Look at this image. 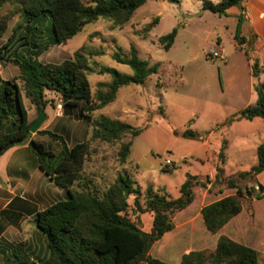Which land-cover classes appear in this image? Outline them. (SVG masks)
Listing matches in <instances>:
<instances>
[{
	"label": "rangeland",
	"instance_id": "rangeland-1",
	"mask_svg": "<svg viewBox=\"0 0 264 264\" xmlns=\"http://www.w3.org/2000/svg\"><path fill=\"white\" fill-rule=\"evenodd\" d=\"M88 3L90 0H82ZM213 4L221 0H208ZM203 0L148 1L125 24L101 18L87 25L64 45L53 46L39 58L43 64H61L82 53L93 71L87 74L94 98L104 85L112 81L110 74H100V68L115 69L131 75L132 70L117 63L114 55L122 50L129 56L132 49L138 57L159 64V72L149 77L144 85H132L119 90L115 101L95 111L89 118L64 114L58 94L47 92V120L41 131L60 136L32 134L30 140L52 154L46 156L48 165L56 166L63 159L64 145L72 149L76 144H88L82 171L71 188L76 192L92 191L104 194L119 176H128L140 190V203L146 201V191L161 190L173 198L181 196V187L188 176L197 177L194 201L183 211L172 216L174 229L156 242L149 255L169 264H179L182 257L195 251L212 252L221 236L246 244L259 252V264H264V199L242 198V212L233 223L216 233L208 231L202 209L222 198L237 195L236 190H222L216 182L218 167L221 179L237 178L258 163L257 147L264 143V120L235 121L239 113L257 101L255 88L264 82V47L240 45L235 40L238 9L219 16L203 9ZM14 7L6 4L2 15H11ZM158 22L151 31L149 24ZM19 15H11L7 31L0 37V50L9 40L13 29L20 24ZM174 29L178 34L169 51L159 39ZM102 53L103 55H99ZM218 53L219 56L215 54ZM259 64V76L252 74V66ZM0 78L16 81L22 88L19 68L0 55ZM24 105L31 122L39 114L24 97ZM61 110V114H59ZM104 116L142 133L131 135L116 143L93 139L94 122ZM132 142V153L122 164L118 152L123 143ZM23 146L15 147L0 158V209L11 198H21L39 211L67 199V191L57 187L39 169L36 153ZM166 160L173 165L166 166ZM264 185V173L255 182L242 181L243 192ZM129 219L144 232L153 227L151 214L135 210V197L128 199ZM239 226H238V225ZM237 226V227H236ZM9 243L26 244L36 255L44 257L46 239L37 229L34 217L26 216L18 226H6ZM236 230L240 234H236ZM1 244V243H0Z\"/></svg>",
	"mask_w": 264,
	"mask_h": 264
},
{
	"label": "trees",
	"instance_id": "trees-1",
	"mask_svg": "<svg viewBox=\"0 0 264 264\" xmlns=\"http://www.w3.org/2000/svg\"><path fill=\"white\" fill-rule=\"evenodd\" d=\"M151 0H0V37L7 31L11 15H19L20 24L13 29L0 55L7 56L8 62L19 68L23 81L22 88L16 81L0 78V158L9 150L26 146L32 138L31 122L24 105V97L29 100L38 114L48 107L47 92L58 94L63 103L64 114H77L89 120L97 110L113 103L119 90L132 85H144L149 77L158 74L159 64L150 65L141 60L132 49L129 56L120 50L113 57L132 70L131 75L121 74L115 69L100 68V74H110L112 81L104 85L106 90L92 96L87 74L92 70L87 58L76 53L73 59L61 64L39 62L42 54L53 46L66 44L77 36L87 25L101 19H113L117 24L131 20L137 10ZM177 3L178 0H164ZM203 9L219 16L227 15L237 8L235 40L240 45H255L256 35L246 33L244 19L245 0H221L213 4L203 0ZM11 4V15H2L1 10ZM158 22L149 24L147 31ZM178 31L159 39L164 50L169 51L175 43ZM103 55L102 53H98ZM259 64L252 66V74L259 76ZM257 101L243 109L231 120H264V82L256 88ZM93 139L105 143H116L131 135L133 138L142 133L134 128L104 116L92 122ZM38 134L49 135L54 140L62 138L48 130ZM39 152V169L55 185L67 191V199L57 201L39 211L21 198H14L8 209L0 216L11 224L17 225L24 216L34 217L37 229L46 239L47 255L40 257L26 244H12L1 264H169L149 255L152 246L165 234L174 229L172 216L188 208L194 201V187L199 183L197 177L188 176L181 187V196L171 198L168 193L153 188L146 191L144 205L140 203V190L135 189L134 181L128 176H119L108 190L99 195L92 191L76 192L71 187L79 181L88 144H76L72 149L64 145L63 159L56 166L48 165L46 156L52 154L36 144ZM132 142L123 143L118 152L119 160L125 164L132 153ZM258 163L249 171L239 172L237 178L221 179L222 169L218 167L216 182L222 183V190H236L237 195L222 198L205 206L201 215L211 233L225 227L243 209L242 198L264 199V185L246 190L242 181L255 182L264 173V143L257 147ZM135 197V210L140 214H151L153 227L144 232L128 217V199ZM3 227H0V235ZM179 264H259V252L238 243L227 236H221L216 249L212 252L195 251L182 257Z\"/></svg>",
	"mask_w": 264,
	"mask_h": 264
},
{
	"label": "crops",
	"instance_id": "crops-1",
	"mask_svg": "<svg viewBox=\"0 0 264 264\" xmlns=\"http://www.w3.org/2000/svg\"><path fill=\"white\" fill-rule=\"evenodd\" d=\"M244 9L245 10L243 12V15H244V19H245V25H246V28H247L246 33L247 34H249V33L250 34H255L256 35V42H255V44H259V46L264 47V0H245V2H244ZM238 12H239L238 13V15H239L240 14V11L238 10ZM236 27H237V24H236ZM23 149H26L27 150L29 148L27 146H23ZM8 191H9L8 189H1L0 188V192L1 193L8 192ZM12 200H13V198L9 199L6 202V204L0 209V212L8 209V206L12 202ZM239 216H240V214L238 216L234 217L233 219H231L230 223H233V221L236 220V219H238ZM25 217L26 216H24L23 218H21L20 221L17 223V225H13L8 220H6L5 218H3V217L0 216V227H3L2 233L0 235V243H1L0 244V264L4 261L5 255H7L9 253V251L11 249V245L13 244V243L7 242L9 240H8V238L6 236L7 235L6 226L7 225H9V226H18L19 223ZM240 233H241V231L238 232L236 230V234H240ZM237 240L238 241H236V242L239 243L240 240L239 239H237ZM246 246H248V245H246Z\"/></svg>",
	"mask_w": 264,
	"mask_h": 264
},
{
	"label": "water",
	"instance_id": "water-1",
	"mask_svg": "<svg viewBox=\"0 0 264 264\" xmlns=\"http://www.w3.org/2000/svg\"><path fill=\"white\" fill-rule=\"evenodd\" d=\"M47 120V115L45 113V111H42L39 115V117L32 123L31 125V133L32 134H38L41 131V128L43 126V124L46 122ZM28 146L34 151V152H39V148L37 147V145L35 144V142L31 141L28 143Z\"/></svg>",
	"mask_w": 264,
	"mask_h": 264
},
{
	"label": "built area",
	"instance_id": "built-area-1",
	"mask_svg": "<svg viewBox=\"0 0 264 264\" xmlns=\"http://www.w3.org/2000/svg\"><path fill=\"white\" fill-rule=\"evenodd\" d=\"M216 56H219V54L218 53H216L215 54ZM166 166H172L173 165V163H172V161L171 160H166Z\"/></svg>",
	"mask_w": 264,
	"mask_h": 264
},
{
	"label": "bare ground",
	"instance_id": "bare-ground-1",
	"mask_svg": "<svg viewBox=\"0 0 264 264\" xmlns=\"http://www.w3.org/2000/svg\"><path fill=\"white\" fill-rule=\"evenodd\" d=\"M59 114H61V110H59Z\"/></svg>",
	"mask_w": 264,
	"mask_h": 264
}]
</instances>
